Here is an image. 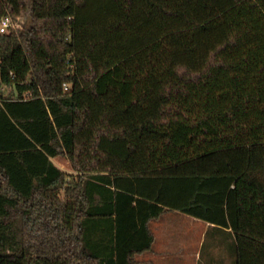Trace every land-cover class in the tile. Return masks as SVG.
I'll return each mask as SVG.
<instances>
[{"label": "trees", "instance_id": "16d2710c", "mask_svg": "<svg viewBox=\"0 0 264 264\" xmlns=\"http://www.w3.org/2000/svg\"><path fill=\"white\" fill-rule=\"evenodd\" d=\"M21 16L0 36V264H137L168 211L264 264V0H0Z\"/></svg>", "mask_w": 264, "mask_h": 264}, {"label": "crops", "instance_id": "0c3cea01", "mask_svg": "<svg viewBox=\"0 0 264 264\" xmlns=\"http://www.w3.org/2000/svg\"><path fill=\"white\" fill-rule=\"evenodd\" d=\"M58 159H52V162L58 169L66 172L64 166L58 163ZM174 214L181 216L179 213L168 211L149 223L154 242L150 251L135 256L137 264H201L197 240L192 238L199 234L198 243L202 244L204 232L201 221L191 217L185 218L181 224H176L171 220ZM205 225L207 228L212 227L207 223Z\"/></svg>", "mask_w": 264, "mask_h": 264}, {"label": "rangeland", "instance_id": "374dc122", "mask_svg": "<svg viewBox=\"0 0 264 264\" xmlns=\"http://www.w3.org/2000/svg\"><path fill=\"white\" fill-rule=\"evenodd\" d=\"M28 23V18L26 16H21L16 22V29H22ZM58 163L64 166L65 173L69 175L77 176V173L71 170L70 165L63 158H59ZM73 173V174H72ZM180 214V213H179ZM174 214L172 217L173 223H182L183 220L189 219L191 217L184 214ZM203 226V241L199 245V234L193 239L197 240L198 252L201 255V264H236L237 252H236V242L235 237L232 232L218 227L207 228L205 222L201 221ZM189 225V224H188ZM156 226V225H155ZM158 227V224L157 226ZM179 226H176L178 228ZM157 264V263H156Z\"/></svg>", "mask_w": 264, "mask_h": 264}, {"label": "built area", "instance_id": "2783aa9c", "mask_svg": "<svg viewBox=\"0 0 264 264\" xmlns=\"http://www.w3.org/2000/svg\"><path fill=\"white\" fill-rule=\"evenodd\" d=\"M18 18L5 17L0 20V36L6 34L10 29H16V22ZM1 83V74H0ZM65 90H68V86L65 85Z\"/></svg>", "mask_w": 264, "mask_h": 264}]
</instances>
